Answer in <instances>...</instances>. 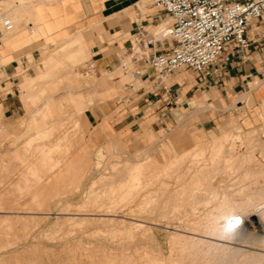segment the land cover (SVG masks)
I'll list each match as a JSON object with an SVG mask.
<instances>
[{
	"label": "rangeland",
	"instance_id": "rangeland-1",
	"mask_svg": "<svg viewBox=\"0 0 264 264\" xmlns=\"http://www.w3.org/2000/svg\"><path fill=\"white\" fill-rule=\"evenodd\" d=\"M12 1L0 0V11L14 17L13 27H18L20 32V26H24L28 19L30 7L25 8L28 11L17 14L16 10L20 11L24 6L21 4L20 8L19 0ZM10 2L17 5L7 4ZM11 12H15L13 16ZM31 28L34 33L30 35L34 37L36 27ZM25 32L28 33V28ZM43 42L40 43L43 45L40 55H34L35 58L31 53L24 55L26 70L15 84L18 113L14 117H0V156L4 157L0 162V222L1 218H8L10 223L9 227L0 225V264H264V241L259 236L264 229L260 233L254 224L255 217L264 208V175L258 176L253 172L254 167L260 165L264 170V159L259 151L261 146L264 154V112L261 110L264 94L259 93L253 98L246 93L239 102L232 101L217 113L208 130L194 128L186 131L183 126L186 122L200 119L195 110L199 107L195 103L186 110L180 105L172 109L174 123L167 122L156 131L145 130L144 127V131L127 135L115 134L107 125L121 117L123 105L120 104L101 120L107 126L102 131L98 124L90 127L87 120L73 115L75 111H82L85 117V108L100 98L91 86V80L93 84L98 81L96 75L91 74L90 77L85 73H92L86 65L89 55L85 45L80 46V52L74 55L61 50L55 43ZM53 48L58 50L54 60L59 64L49 67L48 76L30 89L33 99L23 101L18 86L20 80L47 71L41 63L42 53H50ZM124 61H128L127 57ZM128 68L124 72L118 65L107 75L119 96L125 94L126 83L132 84L129 87L132 90L143 85L130 76V63ZM88 76L89 80H86ZM167 82L170 83V79ZM255 88L259 91L260 87L257 85ZM84 95L90 96L89 100ZM45 102L52 103L55 109L53 115L43 118L39 112ZM204 105L205 101L200 107ZM72 115L79 119H76V125ZM45 128L52 131L49 136L51 142L56 135L62 136L56 139L65 144L60 145L63 149L57 150L55 155L63 160L55 170L45 175L43 173L47 170L43 171L37 161L39 169H42L39 172L42 178L38 179L39 182L29 178L32 183L30 191L20 192L16 184H24L20 177L25 167L22 160L37 159L34 151L30 150L32 148H27L24 143ZM174 132H181L179 145L169 143ZM224 133L233 134L223 141L222 146L224 152L236 158L235 161L226 166L219 162V169L214 171L210 168L195 171V165L188 158L181 159L179 164L176 162L163 167L168 157L189 146L188 138L200 136L199 139L191 138V141L208 143L210 135ZM249 154H253L255 159L247 161ZM207 155L205 152L206 161ZM73 159L74 162L69 163ZM137 161L143 164L138 187L125 186L123 189L128 194L122 191L120 194L117 185L127 181L129 168ZM63 168L66 169L63 171ZM28 180L26 182L30 183ZM111 186L115 189L108 193ZM221 202L231 206V212H227L229 218L225 212L218 210L216 213L215 206ZM210 208H215L212 214H217L214 222L219 229L231 224L234 230L231 228L229 233L204 227L212 220L208 213ZM135 222L141 225H135ZM245 227L246 233H243ZM201 229L205 233L209 231L211 234L212 231L217 234H211L212 239ZM174 232L187 235L194 232L193 236L212 239L224 249L218 246L217 250H210L209 257L214 254L210 258L202 256V252H196V245L172 241L169 236Z\"/></svg>",
	"mask_w": 264,
	"mask_h": 264
},
{
	"label": "crops",
	"instance_id": "crops-1",
	"mask_svg": "<svg viewBox=\"0 0 264 264\" xmlns=\"http://www.w3.org/2000/svg\"><path fill=\"white\" fill-rule=\"evenodd\" d=\"M151 1H35L34 9L26 16L28 19L24 26H20L21 32L15 34L5 44L0 40V57L3 62L0 68L1 117H14L18 113L15 84L19 80V75L26 70L25 52L30 51L32 58H35L34 55H40V51L43 50V47H38L40 43L45 41L49 44L51 39H57L65 32L74 31L79 33L82 40L84 39L88 60L98 80L94 84V89L100 98L84 110L90 127L97 125L122 104L121 117L107 123L115 134L127 135L134 131H144V127L145 130L156 131L167 122L174 123L172 109L179 108L180 105L186 110L192 107L190 105L192 101L198 105L205 101L206 105L195 108L200 119L186 122L183 126L186 131L194 128L208 130L213 125L217 113L224 110L232 101L239 102L246 93L253 98L259 93L264 94V44L259 46L256 43L257 35L252 31L249 32V37L253 43L247 57L243 60L236 58L227 65L212 67V74L203 82H199L196 73L189 68L174 71L170 76L169 104L163 101L165 93L153 92L144 81H141L142 88L134 90L125 85V94L119 96L107 75L119 65L136 27L142 25L148 36L153 38V45L147 49L148 54L165 49L172 42L171 39L158 38L157 30L160 31L163 24H170L171 18ZM30 25L36 27L34 37L25 32ZM3 32L0 31V37ZM45 54L47 52H43L42 56ZM136 66L149 72L148 67L141 62ZM257 85L260 87L259 91L255 88ZM174 95L178 99L172 101Z\"/></svg>",
	"mask_w": 264,
	"mask_h": 264
},
{
	"label": "built area",
	"instance_id": "built-area-1",
	"mask_svg": "<svg viewBox=\"0 0 264 264\" xmlns=\"http://www.w3.org/2000/svg\"><path fill=\"white\" fill-rule=\"evenodd\" d=\"M151 2L171 18L170 24L157 30L158 38L171 39L172 42L167 48L148 54L147 49L153 45V38L148 36L142 25H138L123 52L119 67L127 72L130 63L132 78L146 82L153 92L165 93L163 101L167 104L171 100V84L167 79L174 71L189 68L196 73L197 80L203 82L212 74V67L247 57L253 43L249 32L255 31L259 46L264 44V0ZM11 26L10 18L0 11V31ZM125 57L128 61H124ZM140 62L148 67L149 72L137 68L136 64ZM86 65L90 71H94L89 60ZM2 66L0 57V68ZM126 85L132 87L131 83ZM142 87L140 85L137 88ZM177 99L174 95L172 101Z\"/></svg>",
	"mask_w": 264,
	"mask_h": 264
},
{
	"label": "bare ground",
	"instance_id": "bare-ground-1",
	"mask_svg": "<svg viewBox=\"0 0 264 264\" xmlns=\"http://www.w3.org/2000/svg\"><path fill=\"white\" fill-rule=\"evenodd\" d=\"M10 1V0H9ZM14 1V0H13ZM12 1V2H13ZM20 2H19V5H20V8H21V4H23L22 6H24V9H20V11L19 10H16V13L17 14H19V12L20 13H22V12H26V11H28L27 9H25V8H29L30 7V10H29V12H31L34 8H33V6H34V2L35 1H40V0H19ZM2 2V1H1ZM12 2H10V3H7V4H9V5H12V6H14V4L15 5H17V3H14V4H12ZM17 2H18V0H17ZM6 3H4V5H5ZM26 4V5H25ZM1 6V5H0ZM28 6V7H27ZM16 7V6H15ZM9 8V7H8ZM10 8H12L11 6H10ZM1 9V8H0ZM4 9V8H3ZM14 9V8H13ZM13 9H12V11H13ZM19 9V8H18ZM15 13V12H14ZM13 13V14H14ZM11 14H12V12H11ZM13 14L11 15V16H13ZM21 15V14H20ZM15 16V15H14ZM10 17V16H9ZM12 18H14V17H10V20H11V22H12V26L9 28V29H7V30H3L4 32H3V35H2V37H0V40H2V43H7V42H9L12 38H13V36L15 35V34H18V33H20V32H18V27H16V28H14L13 27V21H12ZM15 24V23H14ZM29 25V24H28ZM162 28L160 29V30H162V29H164L165 27H166V24H163V26H161ZM14 28V31L12 30ZM27 28H28V34L30 35V34H33L34 33V29H32L31 28V25L30 26H27ZM84 40V39H83ZM83 40L81 39V36L79 35V33L77 32V31H74V32H68V33H65V34H62L61 36H59L57 39H51V43H55L56 45H58V46H60V49L61 50H63V51H66L67 52V50H68V52L69 53H74V55H76V53H79L80 52V49H81V47L80 46H83L84 45V42H83ZM39 48H42L43 47V45H39L38 46ZM57 52H58V50L55 48H53L52 50H51V52L50 53H47V54H45V55H43V57L41 58V63H42V65H43V67H45V69L47 70V71H45V72H41V73H37V74H35V75H33V76H30L29 78H26V77H23L21 80H20V83H19V90L21 91V99L23 100V101H25V102H27L26 100L27 99H33V96L32 95H30L29 93L32 91V90H30V89H32V87H34V85H36L37 84V82H39V80H41V79H44V78H46L47 76H48V74H49V70H48V68L49 67H52V65H58L59 64V62H58V60H54V57H55V54H57ZM30 53V51H27V52H25V54L26 55H28ZM69 53H68V55H69ZM24 54V55H25ZM70 56V55H69ZM92 73H89V72H85V73H87L88 75H90V77H91V74H93V75H95V73L93 72V71H91ZM112 73V72H111ZM72 76V75H71ZM85 76L87 77V75L85 74ZM111 76V75H110ZM130 76H131V74H130ZM73 77V76H72ZM132 77V76H131ZM95 78H97V77H95ZM92 79V78H91ZM86 80H89V76H88V79H86ZM96 81V80H95ZM91 86H93V90H95L94 89V84H93V82H92V80H91ZM93 90H91V91H93ZM30 91V92H29ZM88 92V91H87ZM31 93H33V92H31ZM90 94H91V92H89ZM88 93H86V95H87ZM89 94V95H90ZM85 96V95H84ZM90 97V96H89ZM89 97H87V96H85L84 98L85 99H88L89 100ZM30 102V101H29ZM195 105V103L192 101L191 103H190V105ZM196 106H200V105H196ZM55 106H53V104L52 103H48V102H45V104L43 105V108H41V110H40V112H39V114L44 118V117H46V116H49V115H53V112H54V108ZM57 108V107H56ZM59 108V107H58ZM57 108V109H58ZM56 109V110H57ZM59 110V109H58ZM261 110H262V112H264V100H263V103H262V107H261ZM30 111V110H29ZM33 113V112H32ZM76 115L78 118L79 117H81V119L83 120V121H85L86 120V118L83 116V112L82 111H75L74 113H73V115ZM73 115L71 116L72 117V120H73V122H74V124L76 125V119L77 118H75V117H73ZM79 115V116H78ZM180 115V114H179ZM2 116V113H1V111H0V117ZM53 117V116H52ZM31 118H33V117H31ZM34 119V118H33ZM32 119V120H33ZM77 120H79V119H77ZM183 120V119H182ZM70 121V120H69ZM33 122V121H32ZM72 122V121H71ZM70 122V123H71ZM87 122V121H86ZM78 123H80L79 121H78ZM30 124V123H29ZM72 124V123H71ZM84 124V123H83ZM83 124H80V125H83ZM87 124V123H86ZM85 124V125H86ZM73 125V124H72ZM78 125V124H77ZM180 125V124H179ZM55 126V125H54ZM63 127H64V125H62ZM74 126V125H73ZM101 130L102 129H107V126H106V124H105V122L104 121H100L99 123H98V125H97ZM2 127V126H1ZM31 127V126H30ZM62 127V128H63ZM178 127V126H177ZM229 128V127H228ZM227 128V129H228ZM237 128H239V126H237ZM2 129V128H1ZM39 129V128H38ZM79 129V128H78ZM175 129V128H174ZM232 129V128H231ZM81 130V129H80ZM67 131V130H66ZM65 131V132H66ZM103 131V130H102ZM228 131H229V129H228ZM228 131H226V132H228ZM56 132H57V130H56ZM52 133V131L50 132L49 130H48V128H45V129H41V130H39L38 132H37V134H35V135H32V137H30L27 141H26V143H24V144H26V146H27V148H32V149H30V150H32V151H34L33 152V155L34 156H37V159H36V161L34 160V158L31 160V161H29V159H27V161H25L26 159L25 158H21L20 160H22V159H25V160H22V162H24V170L22 171V173H21V175H20V177H21V179L23 180V181H21V182H24V184L22 183V184H16V188L17 189H19L18 191H20V192H24V190H28L29 189V185H31L32 183L28 180L29 178H34L35 179V181L37 180L38 181V179H41L42 178V174L41 173H39L40 172V170L42 171V169H39V166L40 165H42V167H43V171H44V169L45 170H47V171H44V172H46V173H43L44 175L45 174H47V173H49V172H51V171H53V170H55L59 165H60V163H61V161L63 160V159H59V157H56V155H55V153H57V150H58V152L61 150V149H63V147H61L62 145L64 146V144H62L63 142H61L60 143V141L61 140H57V139H59V138H61L62 136H60V137H58L57 135L55 136V138H52V140L54 139V142L52 141H50L49 139V136H51L50 134ZM59 133V132H58ZM63 133V132H62ZM61 133V134H62ZM106 133V132H105ZM56 134V133H55ZM181 132H174V133H172V135H171V138H170V141H169V143H170V145H173V144H180L181 143ZM231 135H233L232 133H230ZM230 134H228V133H224L223 135H218V134H213V135H210L211 136V139L208 141V143L206 142V143H203V141L201 140V141H191V138H188L189 139V146H187V147H184L182 150H180L179 152H177V153H175V154H173L172 156H170V157H168L167 158V160H166V162L163 164V167L165 168V167H169V165H174L176 162L179 164L180 162H178V161H180L181 159H182V161L184 160V158H188V160L190 161L191 160V163L192 164H194L195 166H193L194 167V169H195V171H201V170H206V169H212L213 171L214 170H217V169H219V167H217L218 166V164H219V162L220 163H223L225 166L227 165V164H229V162H232V161H235V159L236 158H234L232 155H230L228 152L226 153V152H224V150H223V146H222V144H223V141L225 140V139H227L228 137H229V135ZM151 135V134H150ZM263 135H264V132H263ZM12 136V135H11ZM58 137V138H57ZM47 139L48 140V142H46L47 140H44L43 141V139ZM57 138V139H56ZM65 139V138H64ZM193 139V138H192ZM40 140L41 141H43V142H40ZM56 140V141H55ZM248 140V139H247ZM35 141H37V142H35ZM39 141V142H38ZM123 141V140H122ZM260 143V142H259ZM262 143V142H261ZM260 143V144H261ZM61 145V146H60ZM61 148V149H60ZM60 149V150H59ZM164 149V148H163ZM161 150V149H160ZM165 150V149H164ZM230 150V149H229ZM29 151V150H28ZM259 151H260V154L262 155V157H263V159H264V154L261 152L262 151V148H261V146H259ZM157 152V151H156ZM161 152V151H160ZM205 152H207V161L204 159V154H205ZM15 153V152H14ZM35 154H37V155H35ZM159 154V153H158ZM157 154V155H158ZM30 155V154H29ZM28 155V156H29ZM32 155V157H34ZM165 156V155H164ZM168 156V155H167ZM4 158V157H3ZM3 158H2V156H0V162H3ZM36 158V157H35ZM164 157H162V159H163ZM165 159V158H164ZM255 158H254V155L253 154H249L248 156H247V161H250V160H254ZM237 160H240V158L239 157H237ZM38 161V163H39V166H38V163H36ZM147 161V160H146ZM187 161V160H186ZM74 162V159L72 160V161H70L69 163H73ZM160 162V161H159ZM162 162V161H161ZM37 164V166H36V164ZM176 163V164H177ZM141 165H143V164H141V162L139 163L138 161L137 162H134V163H132L131 164V167L129 168V171H128V174H129V176H128V179H127V181L126 182H121V183H119L118 185H117V190L120 192V191H122V192H125L126 193V191L124 190L125 188V186L126 187H128V188H133L134 186H137L138 185V183H139V181H141V180H139V177L141 176L140 174H141V169H142V166ZM182 166V165H181ZM187 166V165H186ZM21 167V166H20ZM41 167V166H40ZM172 167V166H171ZM257 167V166H256ZM173 168V167H172ZM175 168H176V166H175ZM180 168V167H179ZM66 168H63V171L65 170ZM160 170H162L163 168H159ZM183 170V169H182ZM63 171H61V172H63ZM161 172V171H160ZM253 172H255V174L256 175H258V176H263L264 175V170H263V167H261V165L258 167V168H255L254 167V169H253ZM19 173V172H18ZM60 174V173H59ZM58 174V175H59ZM62 174V173H61ZM17 175V174H16ZM57 175V176H58ZM140 175V176H139ZM29 181L30 183H27L26 181ZM39 182V181H38ZM19 183V182H18ZM140 183H142V182H140ZM165 184V183H164ZM142 185H144V184H142ZM116 186V185H115ZM160 186V185H159ZM167 186V185H166ZM107 187H109V186H107ZM138 187V186H137ZM124 188V189H123ZM31 189V188H30ZM114 189H115V187L113 186H111L110 187V189H108V193L109 192H112V191H114ZM134 189V188H133ZM138 189V188H137ZM33 190V189H32ZM28 191H30V190H28ZM116 191V190H115ZM128 191V190H127ZM131 189L129 190V193L131 194ZM136 191V190H135ZM27 192V191H26ZM162 192V191H161ZM28 193V192H27ZM26 193V194H27ZM115 193V192H114ZM116 194H117V192H116ZM115 194V195H116ZM119 194V193H118ZM120 194H121V192H120ZM126 194H128V193H126ZM125 194V195H126ZM112 195H114V194H112ZM20 196V195H19ZM117 196V195H116ZM134 196V195H133ZM169 196V195H168ZM173 196V195H172ZM33 197H34V195H33ZM35 197H37V196H35ZM34 197V198H35ZM121 197H122V195H121ZM128 197V196H127ZM170 197V196H169ZM33 198V199H34ZM114 198V197H113ZM129 198V197H128ZM121 199V198H120ZM172 199H173V197H172ZM169 200V199H168ZM5 201V200H4ZM41 203V202H40ZM139 203V202H138ZM216 207V213L218 212V210L220 211V213H223V212H225L227 215H228V218H229V216H230V214H228L227 212L229 211V212H231V206L229 205V204H227L226 202H221L220 204H218V205H216L215 206ZM215 208H213V209H211L210 208V211H209V209L206 211V212H208V213H210L211 215H210V219H212L209 223H206L207 224V226L205 225L204 227H207L208 229H218V230H222L223 232H229L230 233V231H232V229L234 230V228L233 227H229V226H227V225H224L222 228H220L219 229V227H217L216 226V223L214 222V219L217 217V214H212L213 212H212V210H214ZM80 210V209H79ZM101 210V209H100ZM109 210V209H108ZM223 210V211H222ZM215 212V211H214ZM30 213V212H29ZM208 213H206V214H208ZM73 214H75V213H73ZM77 214V213H76ZM224 214V213H223ZM227 215H225V216H227ZM224 216V215H223ZM73 218V217H72ZM225 218H227V217H225ZM75 219V218H74ZM27 221V220H26ZM29 221V220H28ZM137 221V220H136ZM11 222V221H10ZM83 222V221H82ZM133 222V221H132ZM242 222V221H241ZM131 223V222H130ZM238 223V222H237ZM240 223V222H239ZM245 222L243 221V224H244ZM141 225L140 223H136L135 222V225ZM254 224L256 225V229H264V208H261V210L259 211V214L255 217V220H254ZM0 225L1 226H6V227H9L10 226V223H9V220H8V218L6 219V218H1V222H0ZM122 225V224H121ZM128 225H129V223H128ZM238 225V224H237ZM236 224H235V226L236 227H238ZM239 225H242V223L241 224H239ZM245 225V224H244ZM17 226V225H16ZM120 227V226H119ZM235 227V228H236ZM194 230L196 229V228H194V227H192ZM232 228V229H231ZM239 229V230H238ZM178 230V229H177ZM202 230V229H201ZM236 230H238V232L240 231V228H236ZM243 230V229H242ZM241 230V234H243V233H246V227H245V231L243 232ZM260 231V233L261 232H263V231ZM203 231V233H204V235L206 234V235H210V237H211V234H213V232L211 231V234H210V232L208 231V233H207V231H206V233L204 232L205 230H202ZM195 232V231H194ZM194 232H189L190 234H184V233H181V232H174L173 233V235L171 236H169V238L171 237L172 239V241H175V242H178L179 244H182V243H180V242H183V243H185V242H187V243H189V244H193V245H196L197 247H196V252H202V253H200V254H202V256H208L209 257V255L211 254V252H210V250L212 251L213 249L212 248H216V250L218 249V246H220L219 244H217L216 242H214L212 239H211V241L210 240H207V238H206V240H203V239H201V238H197L196 236H193L192 234H195ZM200 232V231H199ZM243 232V233H242ZM214 234L216 235L217 233H215L214 232ZM213 234V235H214ZM259 234V233H258ZM203 235V236H204ZM205 235V236H206ZM218 235H220V234H218ZM200 236H201V234H200ZM259 236L261 237L260 239H262L263 241H264V232L262 233V234H259ZM199 237V236H198ZM202 237V236H201ZM215 237H217V236H215ZM217 238H219V236L217 237ZM210 239V238H209ZM220 239V238H219ZM261 240V241H262ZM213 241V242H212ZM219 243H220V241H218ZM223 244V243H222ZM219 248H222V249H224V247L223 246H220ZM195 252V253H196ZM215 252V251H214ZM193 253V252H192ZM195 253H193V254H195ZM199 254V253H198ZM191 255V254H190ZM214 255V254H213ZM213 255H211V256H213ZM210 256V257H211ZM121 257V256H120ZM209 257V258H210ZM159 258V257H158ZM197 258V257H196ZM208 258V259H209ZM191 259V258H190ZM195 259V258H194ZM147 260V259H146ZM155 260V259H154ZM200 260V259H199ZM211 260V259H210ZM152 261V260H151ZM163 261V260H162ZM178 264V263H177Z\"/></svg>",
	"mask_w": 264,
	"mask_h": 264
},
{
	"label": "snow or ice",
	"instance_id": "snow-or-ice-1",
	"mask_svg": "<svg viewBox=\"0 0 264 264\" xmlns=\"http://www.w3.org/2000/svg\"><path fill=\"white\" fill-rule=\"evenodd\" d=\"M229 227H232V225H231V224H229Z\"/></svg>",
	"mask_w": 264,
	"mask_h": 264
}]
</instances>
